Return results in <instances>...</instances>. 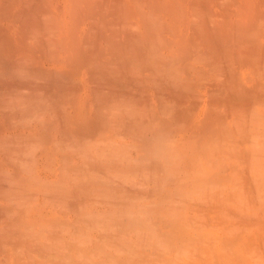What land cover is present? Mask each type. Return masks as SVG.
<instances>
[{
  "label": "bare ground",
  "instance_id": "bare-ground-1",
  "mask_svg": "<svg viewBox=\"0 0 264 264\" xmlns=\"http://www.w3.org/2000/svg\"><path fill=\"white\" fill-rule=\"evenodd\" d=\"M175 260L264 264V0H0V264Z\"/></svg>",
  "mask_w": 264,
  "mask_h": 264
},
{
  "label": "rangeland",
  "instance_id": "rangeland-1",
  "mask_svg": "<svg viewBox=\"0 0 264 264\" xmlns=\"http://www.w3.org/2000/svg\"><path fill=\"white\" fill-rule=\"evenodd\" d=\"M122 148H123V147H122ZM120 149H121V148H120ZM124 149H125V147H124ZM124 149H123V150H124ZM120 151H122V150H120ZM120 151H119V152H120ZM122 152H123V151H122ZM122 152H120V153H122ZM124 153H125V152H124ZM122 154H123V153H122ZM155 156H156V158H158V155H157V154H155ZM155 156L153 155V158H154ZM184 156H185V155H180V156H176V157H174V159L171 158L172 161H173V163H171L170 166L167 165L168 168H167L166 173L164 172L165 174L161 171V168H162V167H161L159 170L162 172V173L160 172L161 174H163L162 176H161V174H160V176H157L156 174L159 173V172H157V171H156V172H153L154 174L156 173V174L154 175V177H153V175L151 176V174H150L151 172L148 173L149 175L146 174V173H147L148 171H150V170H148V171L143 170V171H139V172H138L139 175H140L142 172H143V174L146 172V173H145V176H146V175H147L148 177L150 176V181L148 180V178L143 177V181H142V182H143V183H146V182H147V183H150V184L148 185V184L146 183L147 186L145 185V190H144V191H146V194L144 195L145 198H144V197H141V196H140V197L138 196L137 198H135V201H136V199H138V201H136V205L134 206L135 208H137L136 210H138V205H142V207L147 206V205H145V203H144V202H146V201H147V203H148V206H147V207H149V210H150V208L153 206V204H152L151 202L153 201L154 204L156 203V200H155L154 195H153L154 198L151 197V196H152L153 193H155V194L157 193V192H154V190H156V187L159 189V187H158L157 184H156V182H157L156 180H160V179H162V182L165 181L164 179H165L166 177L164 178V176H167L166 174H167V172H168V169H169V170L171 169V170L169 171L170 174H171L173 171H175V169H177L176 167H178V169H179V170H177V171H180V174H181L182 176L188 177L189 180H187L186 182H183V183H181V184H179V185H176V186L173 185L172 188H171L172 190L169 191L170 194H171V192H174V189L177 190V191H180V190H181V192H184V191H185L183 194H185L186 191H187V192H188L187 195H188L189 201L191 200V202H190L191 204H192V203H195V202H199L200 199H201L202 201L206 200V197H208L209 195H212V194H209V193H215V194H216V192H215L216 190H214V192H213V191L210 192L209 190H211V189H209L210 187L208 186V183H209V181L211 180V179L208 180V178L211 176V171H212L213 169L210 170V169H207V168H206V175H204L202 178H200L201 176H199L198 174H196V172H194V171H195V170L197 171V169H199L198 164H199V166H200V165H201V164H200L201 161H198V160H195V161H194L193 159H191V158H192V154L189 155V156H186L185 158H184ZM178 157H180V162L178 161V160H179ZM156 158H154V159H156ZM181 159H183V160L181 161ZM186 159H188V160H187V163L185 162ZM176 160H177L178 162H177ZM190 160H191V161H190ZM197 161H198V162H197ZM184 162H185V163H184ZM188 162H190V163L188 164ZM195 162H196L197 164H195ZM182 163H183V165H182ZM176 164H177V166H176ZM184 164H185V165H184ZM186 164L189 165V166H187ZM202 164H205V163L203 162ZM171 165H175V166H171ZM195 165H197V166H195ZM182 166H183V167H182ZM203 166H204V165H203ZM191 167H192V169H191ZM205 167H207L206 164H205ZM172 168H173V169H172ZM195 168H197V169H195ZM162 169H164L163 171L166 170V168H162ZM190 170H191V171H190ZM144 171H145V172H144ZM182 171H184V172H182ZM188 171H189V172H188ZM194 173H195V174H194ZM143 174H142V175H143ZM190 174H191V175H190ZM192 174H193V175H192ZM139 175H137V174H135V175H131V176L128 175V177H129L128 179L131 180V178L134 176L136 179L139 180V178L141 177V175H140V176H139ZM177 175H179V173H177ZM155 176H156V177H155ZM134 177H133V178H134ZM138 177H139V178H138ZM197 177H198V178H197ZM126 178H127V177H126ZM151 178H153V179H151ZM163 178H164V179H163ZM190 178H191V179H190ZM144 179H145L146 182L144 181ZM155 179H156V180H155ZM196 179H197V180H196ZM215 179H216V177H215L214 179H212L211 181L214 183L213 180H215ZM218 179H219V178H218ZM221 179H222V178H220V180H218V181H221ZM133 180H135V179H133ZM140 180H141V178H140ZM140 180H139V181H140ZM154 180H155L156 182H155ZM194 180H195V181H194ZM207 180H208V182H207ZM216 180H217V179H216ZM216 180H215V181H216ZM124 181H125V180H124ZM128 181H129V180H128ZM128 181H127V184H129ZM136 181H137V180H136ZM136 181H135V182H136ZM139 181H137L138 184H136L137 182H136L135 184H136L137 187H139V189L143 190V189H142V188H143V187H142L143 183L141 182V183H142V185H141V183L139 184ZM153 181H154V183L156 184V187H155ZM199 181H200V182H203V183L206 182L204 185H205V186L207 185L209 188H208L207 186H206V187H203L204 190H205V191H204L203 189H201L203 192H202V191L199 192L200 190H199V191H198V190L195 191V190L200 186L199 184H197V182L199 183ZM204 181H205V182H204ZM211 181H210V182H211ZM222 181L224 182L225 180L222 179ZM160 182H161V181H159V183H160ZM162 182H161V183H162ZM216 182H217V181H216ZM131 183H132V180H131ZM157 183H158V182H157ZM164 183H165V182H163L162 186L160 185V187H163ZM188 183H189V187L187 186ZM190 184H195V185H198V186H196V187H195L194 185L190 186ZM217 184H218V183H216V184L213 185V186H216L217 194L222 195V193H223V194H225V193H230V191L227 190V189H230V188H229V185L231 186V184H229L228 181H227V184L225 183V184H226L225 187L223 186L224 188H220L221 190H219V187H218ZM150 185L153 187V191H152V192H151V189L148 188V186L150 187ZM158 185H159V184H158ZM209 185H210V184H209ZM211 185H212V183H211ZM211 185H210V186H211ZM136 186H135V187H136ZM177 186H178V187H177ZM185 186L188 187V189L190 188L192 191H191V190H188L187 188L183 189ZM202 186H203V185H202ZM202 186H201L200 188H202ZM219 186H222V185H219ZM137 187H136V188H137ZM146 187H147L150 191H148ZM152 187H151V188H152ZM211 187H212V186H211ZM226 187H228V188H226ZM205 188H206V189H205ZM207 188H208L209 190H208ZM158 189H157V190H158ZM213 189H215V187H213L212 190H213ZM233 189L236 191V187H233ZM233 189H231V191H232ZM157 190H156V191H157ZM193 190H194V191H193ZM222 190H223V191H222ZM234 190L232 191V193L235 192ZM147 191H148L150 194H149ZM159 191H160V189H159ZM206 191H208L209 193L206 192ZM220 191H221L222 193H221ZM225 191H227V192H225ZM181 192H180V193L178 192V193H176V194H172L173 196H171L169 193H167V194H168V197H169V195H170V197L172 198V199L169 198L168 200L170 201V200L175 199V198H174V195H177L178 198H179V195H180V197L182 198V196H181V195H182ZM197 192H198V195H201V197H203V198H200V199L198 200L199 197H197L198 195H196ZM151 193H152V194H151ZM174 193H175V192H174ZM190 193H191V194H190ZM157 194H158V193H157ZM167 194H165V195H167ZM202 194L205 195L206 197H205V196H202ZM237 194H238V192L235 193V196H236V197H234V194H233V195L230 194V196L232 195V198H233L232 200H233V201H234V199H237V197H238ZM187 195L185 194L184 196H187ZM189 195H190V196H189ZM146 197H147V198L151 197V198L147 200ZM175 197H176V196H175ZM239 197H240V195H239ZM239 197H238V198H239ZM143 198H144V199H143ZM176 198H177V197H176ZM178 198H177V199H178ZM183 198H184V197H183ZM183 198H182V199H183ZM188 198H187V201H186L187 203H188ZM204 198H205V199H204ZM145 199H146V200H145ZM151 199H152V200H151ZM153 199H154V200H153ZM143 200H145V201H143ZM179 200H181V199H179ZM184 200H185V199H184ZM184 200H181V201L184 203L183 205L187 204L186 202H184ZM201 200H200V202H201ZM142 201H143V202H142ZM174 201H175V202H174ZM177 201H178V200H177ZM177 201H176V199H175V200H173L171 203L168 202V203H170V206H169L170 208H169V209H171L172 207H173L174 209H175L176 207H178V206H176V204L179 203V202H177ZM166 202H167V201H166ZM173 202H174V203H173ZM137 203H138V204H137ZM233 203H235V201H234ZM149 204H150V205H149ZM167 205H168V204H167ZM171 205H172V206H171ZM179 205L182 206V207H184V206L182 205V203L179 204ZM150 206H151V207H150ZM154 206H155V205H154ZM154 206H153V207H154ZM180 206H179V207H180ZM129 207H130V206H129ZM153 207H152V208H153ZM164 207H165V206H164ZM179 207H178V208H179ZM140 208H141V207H140ZM140 208H139V210H140V211H139L140 214L137 213V215H139V216L141 215V216H142V214H144V215H143L144 218L142 217V219H141V220H143V223H142L143 226H142V224H141L142 221H141L140 219H138V218H141V217L136 216V213L133 214V215H135V217L132 218V214H131L130 210H127V211H129V212H126V213H127L126 216H129V218H131V219L134 220V221H132L133 224H134L135 222H136V224H137V221H138V223L140 222V225H141L142 227L139 226V224L136 225L137 230H139V231H138L139 234H140L144 239L146 238V240L151 241L153 238H156V237L154 236L151 240H149L151 237L148 236V237H149V238H148L146 235H147V234H148V235H152V234L154 235V233H155V231L151 228V226L148 227L149 224H150L149 221L152 220V219H151L152 212L150 213V214H151V215H150V214L148 213L149 210H148L146 207H144V208H145V210H147L148 212H147V211H142ZM144 208H142V209H144ZM173 208L170 210V211H171V214H172V215H171L172 217H174V216L176 215V213L174 212L175 210H173ZM167 209H168V206H167V208L164 209V211H166ZM136 210H135V211H136ZM172 210H173V211H172ZM141 211H142V214H141ZM145 212L147 213V215H145V214H146ZM173 212H174V213H173ZM166 213H169V214H170V212H166ZM124 214H125V213H123V216H125ZM103 216H104V215H103ZM103 216H101V218L99 217V219L97 218L98 223H99V220H100V219H101L102 221H103V219H104V221H105V218H106V220H107V216H108V215H106V217H104V218L102 219ZM110 217H111V216H110ZM110 217H109V218H110ZM136 217H137V218H136ZM147 217H148V219L150 218L149 221L147 220V221L149 222V224H147L148 226H146V223H147V222H145L146 220L144 221V219H145V218L147 219ZM109 218H108V220H109ZM101 220H100V221H101ZM108 220H107V222H108ZM135 220H137V221H135ZM102 221H101V222H102ZM104 221L102 222V224L105 223ZM144 222H145V223H144ZM214 222H215V221H214ZM214 222H213V221L211 222V220H209L208 218L204 219L203 222H202V225H204V230L209 231V232H210V231H214V232L217 231V230H216V225L214 224ZM211 223H212V224H211ZM133 224H132V225H133ZM144 224H145V225H144ZM150 225H151V224H150ZM207 225H208V227H207ZM213 225H215V227H214ZM133 226H134V225H133ZM145 226H146V227H145ZM134 228H135V227H134ZM141 228H142L143 230H146L145 228H147L146 233H144L145 231H143ZM205 228H206V229H205ZM213 228H214V229H213ZM148 229H151L150 231H152L153 233L151 232L152 234H150V232H149ZM207 229H209V230H207ZM135 230H136V229H135ZM140 231H141V233H140ZM147 231H148V233H147ZM142 233H143V235H142ZM80 234H81L80 238L82 237V239H83V238H84V237H83V236H84V233H80ZM80 234L78 233V235H80ZM144 235H145V237H144ZM153 235H152V236H153ZM78 239H79V237H78ZM80 240H81V239H80ZM155 240H156V239H155ZM155 240H152V241H155ZM156 241H158V239H157ZM180 243H181V242H180ZM180 243H177V245H175L176 248H177V247L180 248V249H178L179 251H180L181 249H183V250H184V251H182L183 253L186 252L187 255H188V254H189L188 252L190 251V252L193 254V249H192V251L190 250V247L192 246V244H190V243H185L184 245H182V243H181V244H180ZM157 244H159V242H158ZM160 244H161V243H160ZM160 244H159V245H160ZM187 244H189L190 247H189V245H187ZM161 245H164V244H161ZM179 246H180V247H179ZM182 246H183V248H182ZM187 246H188V247H187ZM174 248H175L174 245H173L172 247H170V249L168 250V254H170V255L173 254V256H176V254H177V256H176L177 259H178V257H181V255H182L183 258H184V257L186 258V259L184 258V260H183V261H185V263H186V260H188V263H191L192 258L195 257V254H193V255H192V254H189L190 257H192V258L190 259V257H187L186 253H185V254H182V252L176 251V249L174 250ZM191 248H193V246H192ZM186 249H187V250H186ZM170 251H172V252H170ZM173 251H174V252H173ZM187 251H188V252H187ZM176 252H177V253H176ZM191 255H192V256H191ZM193 256H194V257H193ZM183 258H182V257L180 258L181 261H182ZM174 259H175V258H174ZM177 259H176V260H177ZM180 259H178V260H180ZM189 259H190L191 261H190ZM176 260L173 262V264H175V263L177 264V263H178V262H176ZM178 260H177V261H178ZM193 260H194V259H193ZM181 263H182V262L179 261L178 264H181ZM185 263H183V264H185Z\"/></svg>",
  "mask_w": 264,
  "mask_h": 264
}]
</instances>
